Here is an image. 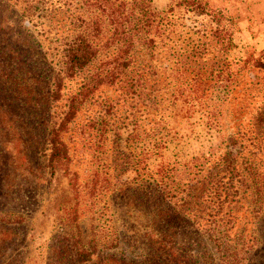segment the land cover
<instances>
[{"label": "rangeland", "instance_id": "1", "mask_svg": "<svg viewBox=\"0 0 264 264\" xmlns=\"http://www.w3.org/2000/svg\"><path fill=\"white\" fill-rule=\"evenodd\" d=\"M199 1L207 13L145 0L156 27L135 41V66L122 74L109 20L99 35L97 0H0V50L25 52L0 77V264H81L76 246L93 251L84 264H264V166L251 175L245 160L264 156L233 145L255 110L225 101L214 72L264 77L243 66L264 63V0ZM81 34L99 55L50 102L57 51ZM76 96L61 134L68 165L53 170L50 133ZM225 154L224 218L161 223L149 189L164 182L176 194ZM152 243L177 256L152 255Z\"/></svg>", "mask_w": 264, "mask_h": 264}, {"label": "trees", "instance_id": "2", "mask_svg": "<svg viewBox=\"0 0 264 264\" xmlns=\"http://www.w3.org/2000/svg\"><path fill=\"white\" fill-rule=\"evenodd\" d=\"M189 1L187 0L196 10L201 11V13H207L205 6L199 0ZM97 2L98 8L102 13L101 15L104 17L101 22H97L99 35L102 34L101 28L104 31V27L109 20L110 25L114 29L115 43L118 44V52L115 54V61L117 63L115 70L122 69L120 73L123 74L125 73L124 71L128 68L131 69V66L134 65L135 58L131 54V51L133 52L134 50L132 48H134L135 41L149 29L156 27L154 24L156 16L149 10L145 0H136L132 4L119 0H97ZM57 52L59 56V68L52 72V90L51 94L48 95L50 102L61 98L65 79L73 78L78 72L90 66L98 57L100 49L99 46L92 42L88 35L81 34L76 36L65 48ZM24 54L25 52L14 51L12 49L7 51L0 50V77L10 75V69L7 67L18 61H23L24 57L22 55ZM247 65L257 69L259 73H264L263 62L251 59L245 60L243 66ZM230 68L231 66L227 67V78L223 77V73H225L224 69L216 68L214 71L219 74V79L224 82L223 94L225 101L228 100L234 103L235 101L242 100V104L246 103L241 109L242 113L250 108L255 110L247 125H243L241 128H239V124L237 125L238 129H236L235 134L237 141L233 145L238 146L239 144L243 151H247L244 153L248 154V156L254 158L264 156V77L256 75L254 78L249 77V79L242 80L244 69L240 68L236 72H233ZM139 73L143 77L142 81L144 82L146 76L145 66L139 68ZM122 74L118 73L116 77H121ZM122 81L123 79L120 80V82ZM135 81L139 82L140 80L136 78ZM81 102L78 96L72 98L64 119L50 133L51 152L49 154V164L53 170L58 167H67L68 165L69 151L67 145L62 140L61 134L64 132L66 126L76 117ZM241 117L240 115L238 117L240 121H242ZM228 155L225 154V156L218 159L213 158L214 164L212 166L210 164L207 170L201 171L202 175L190 181L187 186H184L176 194L171 189H167L169 188L168 183L163 186L164 182L158 183L153 189L150 188L148 196L150 202L152 201L155 204L157 219L161 223L166 222L171 227L173 225L179 226L183 222H192L197 226H201V224L199 225L200 222L222 220L226 215L222 208L226 202V199L222 201L224 200L222 187L226 174L230 173L228 165H226V157ZM234 156L237 158L236 154ZM210 160L212 159L210 158L208 162ZM245 160H247L246 171L251 173V175L257 174L258 168L264 166V164H252L250 158H245ZM212 203L215 208L211 207ZM78 243L79 241L77 240L76 244ZM151 246L152 255H166L172 258L177 256V248L169 244H165L164 246L162 244L160 248L153 243ZM75 249L76 260L79 263L84 264L92 261L93 251H88L79 246H76Z\"/></svg>", "mask_w": 264, "mask_h": 264}]
</instances>
